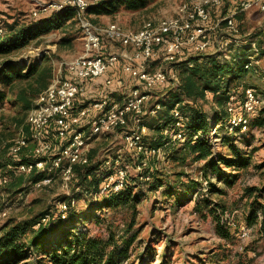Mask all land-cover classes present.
Masks as SVG:
<instances>
[{"label": "rangeland", "instance_id": "rangeland-1", "mask_svg": "<svg viewBox=\"0 0 264 264\" xmlns=\"http://www.w3.org/2000/svg\"><path fill=\"white\" fill-rule=\"evenodd\" d=\"M191 1L148 0L147 6L137 11L122 7L113 15L83 14L73 26L53 30L42 36L39 43L32 44L7 58H0V66L5 61L31 64L35 62L34 59L43 60L46 56L52 60L55 77L64 70V62L85 53L84 44L87 29L83 26V22L91 24L94 30L95 27L106 28L111 23H118L125 29L137 31L149 20L177 16L180 6ZM54 2L57 0H0V38L9 33L13 25L41 22L59 13L61 10L51 7ZM230 7L228 5L221 10L215 9L211 14L212 21L208 32L210 49L199 53L200 55H194L193 44L187 43L183 48V54L178 58L180 63L177 64H182L180 68L186 70L194 64L193 61L190 62L192 57H198L201 62H206L213 55H217L221 59L228 57L231 60L233 56L247 50V55L253 56V68L242 78L241 83L256 90L259 104L256 112L250 115V122L258 124L264 118V11L253 9L235 14V28L231 29L222 21L224 17L233 15L228 14ZM218 23L219 25H217ZM69 24L70 22H68ZM64 37L70 38L72 42L60 46L59 43ZM186 41L187 39H184V42ZM104 43L108 51L123 49L119 42L105 40ZM165 57V51H159L156 60L149 63V70L152 72L159 69L167 72L173 70L175 66L170 64ZM116 75L124 76L119 72ZM130 81L126 77V86L130 87ZM104 91L102 82L101 84L91 82L88 85L87 95L79 100L81 104L89 103L98 99ZM180 93L181 91L176 87L157 89L151 92L146 109H150L156 103H160L162 109L156 116L148 114L144 118L150 129L149 135L145 139L148 146H154L156 139L160 137V133L151 126L167 112V105L172 102L174 96H178ZM39 95L34 99V103ZM124 98L123 95H120L115 99L121 102ZM182 98L185 102H192L189 98ZM197 104L203 111L211 114L219 109L217 103L210 98L199 100ZM27 114L22 111L20 106L9 102H5L0 108V178L8 175L9 180L6 184H0V230L8 222L23 220L31 214L38 215L47 211L54 213L58 201L67 194L73 195L74 193L72 190L67 193L70 188H65L61 172L49 169V165L46 166L48 168L46 174L52 179L49 183L35 182L37 175L18 176L13 174L12 176L8 174L9 166H13L14 162L16 163L18 160L30 162L35 159L33 153L35 146L32 143H29L19 155H13L10 152L20 129L23 127L27 131L29 130ZM216 132L218 138L212 139L216 152L214 159L219 154H227L228 147L224 146L222 141V138L226 137L236 136L239 146L252 152V155L250 154L252 158L247 168L231 169L222 166L227 176H236L230 185H226L220 179H215V175H212L210 171H208V175L206 174V162L210 159L195 161L192 155L183 154L184 151L181 149L183 146L178 142H171L163 148L164 157L144 154L137 156L135 153L127 151L121 131L95 141L92 147V161L93 164L102 162L97 173V176L100 177L108 171V167L104 165L105 161L116 154H121L123 156L122 163L128 169L129 184L135 192L147 191L156 178L163 183L159 191L169 185L185 190L188 184H196L197 188L193 191L191 203L179 207H169L168 203L163 204L162 201L157 202L156 200L155 203V199L152 198L154 195L150 193V199L139 206L142 213L137 219L135 228L144 230L141 234L144 238L158 236L162 243H167L168 246L164 247L158 242L155 248L159 254L169 250L173 264H201L200 259L204 263L213 262L209 264H264V229L261 228L263 214L261 206L264 205V125H255L241 133H237L231 127L222 129L220 126H214L212 133ZM175 155L178 158L174 159ZM139 166L143 168L142 171L138 169ZM146 171L152 175L151 178L146 177ZM212 187L223 188L226 194L213 196ZM251 189L254 191L251 192ZM75 194L79 207L87 208L82 190L77 188ZM206 198L211 204L209 208H219L218 214L221 216L222 222L230 228L232 240L226 241L219 237L212 214H207V210L203 214L195 212L196 202H202ZM220 205L226 209L225 213H222ZM251 214L256 217L252 224H248L247 220ZM123 223L122 215L117 216L114 227L117 234L121 233ZM107 229L106 226H93L94 233L104 236L108 234ZM1 234L2 231H0V236ZM211 258H217L215 259L217 261H210ZM152 264H159V262Z\"/></svg>", "mask_w": 264, "mask_h": 264}, {"label": "trees", "instance_id": "trees-1", "mask_svg": "<svg viewBox=\"0 0 264 264\" xmlns=\"http://www.w3.org/2000/svg\"><path fill=\"white\" fill-rule=\"evenodd\" d=\"M147 4L148 0L101 1L90 6L84 15H113L122 7L137 11L145 8ZM77 19H79L78 11L68 8L41 22L11 26L9 33L0 38V58H7L32 44L39 43L42 36L53 30L73 26ZM68 22H70L69 25ZM71 42L70 38L64 37L59 44L65 46ZM246 51L243 50L241 54L233 56L231 60L213 55L206 62H201L198 57H192L190 62L193 61L194 64L186 70L180 68L182 64H173L175 66L173 70L177 72L180 79L178 89L181 93L172 98V102L167 105V112L151 126L160 133V137L151 147L165 148L172 141L163 134V131L172 126V110L175 105L179 104L181 110L188 116L185 129L187 141L181 144L183 154L192 155L195 161L210 159L206 162V174L208 175V171H210L212 175H215V179L222 180L226 185H230L236 176H227L222 166L231 169L247 168L252 158V152L239 146L236 136L226 137L222 138V141L223 145L228 147L227 154H219L214 159L216 152L212 139H217L218 134L217 132L213 134L212 128L220 126L222 129H229L230 115L226 111V104L229 101L228 94L234 92L241 99L244 90L250 88L241 83L242 78L253 68L246 67L248 56ZM193 54L200 55L195 52ZM34 61L31 64H18L14 61L2 63L0 66V108L5 102H9L20 106L22 111L27 114L33 107L36 96L52 82L55 70L51 58L45 56L43 60L34 59ZM166 88H173V85L165 84L157 89ZM206 92L210 93L212 101H215L219 107L213 114L203 111L197 104L199 100H207ZM181 95L189 98L192 102H185ZM258 124L264 125V118ZM258 124L250 122L247 129ZM232 130L237 133L244 132L240 127ZM194 137L197 138L194 139ZM92 151L87 165L74 167V175L69 182L70 190H68V192L72 190L74 193L61 198L55 206L54 213L47 211L38 215L31 214L23 220L10 221L1 228L0 264L174 263L169 250L159 254L155 248L158 242L164 247L168 246L167 243H162L158 236L144 238L141 236L144 230L135 228L137 219L142 213L139 206L150 199V193H153L152 198L155 199V203L156 200L157 202L162 201L163 204L168 203L169 207H179L191 203L193 191L197 188L196 184H188L185 190L169 185L159 191L163 183L156 178L147 191L135 192L128 180L126 186L120 191L101 193L103 180L97 176V173L102 162L93 164ZM173 158L178 157L175 155ZM13 165L17 164L14 162ZM146 173L150 177L152 176L149 172L146 171ZM8 174L13 176L14 173L9 171ZM31 175H37L35 182L43 181L47 176L46 173L37 172ZM77 188L82 190L87 208L81 209L77 204L75 198ZM252 191L254 189H251ZM158 192L160 194H157ZM211 193L213 196L226 194L223 188L215 187H212ZM92 198L96 199L91 200ZM60 204H64L66 208L63 209ZM210 205L208 198L202 202L198 201L194 206L195 212L203 214L207 210V214H212L219 237L226 241L232 240L230 228L222 222L223 220L218 214L219 208H209ZM220 207L222 213H225L226 209L221 205ZM261 207L263 211L261 228L264 229V205ZM119 215H122L124 223L120 230L121 233L119 231L120 234H117L114 227ZM46 216L49 218L42 221ZM255 217L254 214H251L247 223L252 224ZM93 226H106L108 234L104 236L94 233ZM160 256L162 257L159 258ZM215 259L217 258L210 261H217ZM200 262L201 264L213 263H204L202 259Z\"/></svg>", "mask_w": 264, "mask_h": 264}, {"label": "built area", "instance_id": "built-area-1", "mask_svg": "<svg viewBox=\"0 0 264 264\" xmlns=\"http://www.w3.org/2000/svg\"><path fill=\"white\" fill-rule=\"evenodd\" d=\"M101 1L110 0H57L51 7L61 11L76 9L81 18L90 6ZM228 5L231 6L228 14L233 15L224 17L222 21L231 29L235 28V14L253 9L264 11V0H192L180 6L177 16L149 20L137 31L125 29L118 23H111L106 28L95 27L94 30L91 24L83 22L87 29L85 53L64 62L62 73L53 78L28 112L29 130L22 127L10 148L11 154L19 155L32 143L35 159L30 162L18 160L17 165L9 166V171L15 175L46 173L49 165V169L61 172L68 189L74 167L89 163L95 141L117 131H121L127 151L137 156L164 157L162 147L146 144L150 129L144 120L148 114L156 116L162 105L156 103L150 109H146V105L151 92L165 84L178 88L180 79L174 70L150 71L149 63L155 61L162 50L170 64L179 63L178 58L187 43L193 44L195 53L210 49L211 14L215 9L221 10ZM105 40L119 42L123 49L108 51ZM246 67H253V56H247ZM118 72L125 77L116 75ZM126 77L131 80L130 87L126 86ZM101 78H104L103 94L81 104L79 99L87 95L89 83ZM116 94L123 95V101H116ZM228 96L226 111L230 115V127L247 130L250 115L256 112L259 104L256 90L246 88L241 99L234 92ZM206 98L211 99L209 92H206ZM187 121L188 116L180 105H175L172 126L165 128L163 134L172 142L185 143ZM122 159L121 154H116L105 161L108 171L100 175L103 180L101 193L120 191L126 186L129 173ZM138 169L143 170L141 166ZM46 175L44 183L51 182V177ZM146 177L151 178L149 175ZM8 181L7 177L0 178V184ZM60 206L66 208L64 204ZM48 218L46 216L42 221Z\"/></svg>", "mask_w": 264, "mask_h": 264}, {"label": "crops", "instance_id": "crops-1", "mask_svg": "<svg viewBox=\"0 0 264 264\" xmlns=\"http://www.w3.org/2000/svg\"><path fill=\"white\" fill-rule=\"evenodd\" d=\"M103 80H104V78H101L100 80H98V81H96V84L97 83H100L101 84V82H103ZM121 94H116V96H120ZM116 96H115V98H116ZM120 102V101H119Z\"/></svg>", "mask_w": 264, "mask_h": 264}]
</instances>
